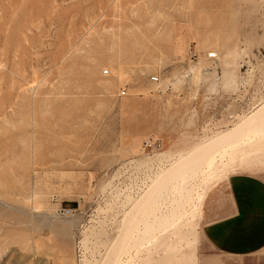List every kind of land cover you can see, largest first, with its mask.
I'll return each instance as SVG.
<instances>
[{
    "label": "rangeland",
    "instance_id": "obj_1",
    "mask_svg": "<svg viewBox=\"0 0 264 264\" xmlns=\"http://www.w3.org/2000/svg\"><path fill=\"white\" fill-rule=\"evenodd\" d=\"M234 172L264 178V0H0V264H222L200 196Z\"/></svg>",
    "mask_w": 264,
    "mask_h": 264
},
{
    "label": "crops",
    "instance_id": "obj_2",
    "mask_svg": "<svg viewBox=\"0 0 264 264\" xmlns=\"http://www.w3.org/2000/svg\"><path fill=\"white\" fill-rule=\"evenodd\" d=\"M224 180L211 187L202 201L203 234L225 256L222 264H234L233 259L264 264V178L234 172ZM66 247L68 257L71 249L69 244ZM64 262L73 261L70 257Z\"/></svg>",
    "mask_w": 264,
    "mask_h": 264
},
{
    "label": "bare ground",
    "instance_id": "obj_3",
    "mask_svg": "<svg viewBox=\"0 0 264 264\" xmlns=\"http://www.w3.org/2000/svg\"><path fill=\"white\" fill-rule=\"evenodd\" d=\"M253 128H258V125H255ZM245 130H246L245 125H241L239 127L234 128L233 130L228 131L227 133L219 136L217 139H213V140H211V142H208L206 144V146H204L200 149H197V150H193L192 153H190V155L188 154L189 156L186 155L187 157H185V159L180 161L181 164H179V166H178V164L177 165L175 164L177 167L175 166L176 168L174 167V169L172 166L171 168L173 170H170L168 168L169 170L166 169L167 171H163L164 173H162L158 176V178L154 181L152 187H150V189L148 190L149 195H147L148 192L145 194L149 197L150 201H152L151 204L153 203V201H155L154 204L156 203L157 200L155 199V197L153 196L154 198H152L154 200H151V197L153 194H155V192H157V190L160 189V184L163 180L168 181V179H170V178L176 179V178H179L183 172H186V173L188 172L187 178H185L183 183H182V186H181L182 188H180L179 191L176 193L177 197H178L177 200L180 203L178 202L179 204L174 206L169 212L167 211V213L165 212L164 214L157 215V216L154 215L153 216L154 219L152 220V223L151 222H149L151 224L148 223V228L150 225H151L150 228H155L157 226H160V227H163V229H162L163 231L164 230L167 231L166 227L173 224L174 221L177 220L183 214L182 210L184 209V205H186L189 196L191 195L192 191L194 190L193 184L191 183V180H194L193 177L195 178L197 176V174L199 175L200 173H203L204 171H206V168H208L209 170L214 168L213 167L214 158L211 157V153H213L217 147H219L223 144L229 143L235 139L241 138L242 134ZM196 154H201V156L199 155V157L197 156L198 158L197 157L195 158ZM188 159H191L192 161L195 160V161L191 162V160L188 161ZM209 160L211 161L210 163H208ZM189 162L191 164L192 163L193 164L191 165ZM187 163L189 164L188 167H187ZM145 195H142V196L145 197ZM142 196L140 199H144V197H142ZM147 196L145 198H147ZM204 197H205V194L204 195L201 194L200 200L203 201ZM156 198L159 199V197H156ZM149 199H146V200L149 201ZM140 201H142V200H140ZM144 201H145V199H144ZM148 201H145L143 204H140V202L138 201L139 203H137V205H139V206L141 205L140 207L142 208L144 206H147ZM39 202L40 201H38V203ZM164 205H167V203H164ZM197 205H199V203ZM139 206L134 207V210L137 208L139 211V209H140ZM34 209L40 210V209H43V206L42 205H35ZM134 210H133V212H134ZM58 224H59L58 226H60V223H58ZM61 225H63V223ZM67 230H68V227H67ZM130 232H131L130 235L134 236L135 232L133 230H131ZM128 235H129V233H128Z\"/></svg>",
    "mask_w": 264,
    "mask_h": 264
},
{
    "label": "built area",
    "instance_id": "obj_4",
    "mask_svg": "<svg viewBox=\"0 0 264 264\" xmlns=\"http://www.w3.org/2000/svg\"><path fill=\"white\" fill-rule=\"evenodd\" d=\"M212 57H214V56H212ZM62 212L65 214H70L71 210L70 209H63Z\"/></svg>",
    "mask_w": 264,
    "mask_h": 264
}]
</instances>
